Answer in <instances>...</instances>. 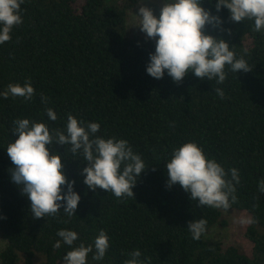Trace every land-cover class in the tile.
Listing matches in <instances>:
<instances>
[{
  "label": "trees",
  "instance_id": "16d2710c",
  "mask_svg": "<svg viewBox=\"0 0 264 264\" xmlns=\"http://www.w3.org/2000/svg\"><path fill=\"white\" fill-rule=\"evenodd\" d=\"M215 3L203 0L202 6L221 17L224 31L209 25L206 34L226 40L252 69L234 73L226 67L222 85L191 71L180 84L167 72L162 79L147 74L155 41L127 30L136 0H24L23 23L0 44V93L28 79L35 89L29 101L0 96V237L6 242L0 264H34L39 257V264H63L71 249L53 248L61 229L78 233L74 246L92 244L100 230L106 232L104 259L94 261L90 253L88 264H124L135 249L142 259L151 257L150 264H264V194L258 190L264 179V30L253 31L254 21L232 22L226 8L216 12ZM41 94L49 98L47 105ZM46 107L57 113L56 121ZM69 113L99 123L97 135L126 139L148 167L134 198L121 201L106 190L88 189L83 158L73 156L70 146L53 144L81 199L71 218L61 208L56 217L33 219L29 199L10 178L6 148L16 139L13 121L27 118L63 129ZM189 141L226 171L239 170L237 202L230 209L198 207L179 184L167 187L165 164L174 147ZM224 211L255 221L244 228L246 248L205 240L213 227L227 225ZM202 218L207 230L197 241L187 227Z\"/></svg>",
  "mask_w": 264,
  "mask_h": 264
},
{
  "label": "clouds",
  "instance_id": "9594fccd",
  "mask_svg": "<svg viewBox=\"0 0 264 264\" xmlns=\"http://www.w3.org/2000/svg\"><path fill=\"white\" fill-rule=\"evenodd\" d=\"M23 3L24 0H0V44L10 41L13 29L23 23ZM202 4L203 0H163L157 16L151 7L141 3L136 26L148 39L155 41V51L149 53L146 67L151 77L162 79L167 72L174 83L180 84L191 71L201 80H215L217 85H222L228 79L226 67L234 73L252 70L243 56L237 57L226 40L206 34L209 25L224 31L223 21ZM214 7L217 13L226 8L232 22L254 21L253 31L264 30V0H216ZM215 93L225 98L222 88H215ZM34 95L30 79L23 85L10 83L0 93L5 99L22 97L25 101ZM48 100L41 94L43 104L47 105ZM45 114L51 121L58 119L51 107L45 108ZM99 131V123L79 120L71 113L67 114L63 129L50 130L45 123L27 118L13 121L12 133L16 139L6 148L12 163L10 178L29 199L33 219L56 217L61 208L71 218L81 199L74 191L75 181H69L65 174L62 155L50 149L53 144L70 146L67 150L73 156L83 158L87 166L81 175L88 189L106 190L121 201L134 198L133 188L148 166L126 139L104 138L97 135ZM165 166L167 187L179 184L192 201H198V207L228 210L237 202L235 185L240 183L239 170L226 171L196 142L174 147ZM258 190L264 194V179L258 182ZM187 229L192 238L199 241L206 233L207 221L203 218L190 221ZM57 236L60 239L53 244L54 249H60L62 244L71 249L63 256V264H88L90 253H93L92 260L101 261L109 248V237L104 230H100L93 243L87 246L83 242L74 246L79 238L76 231L61 229ZM127 256L124 264H150L151 261V257L141 258L140 249Z\"/></svg>",
  "mask_w": 264,
  "mask_h": 264
},
{
  "label": "rangeland",
  "instance_id": "374dc122",
  "mask_svg": "<svg viewBox=\"0 0 264 264\" xmlns=\"http://www.w3.org/2000/svg\"><path fill=\"white\" fill-rule=\"evenodd\" d=\"M136 7L130 12L127 30L130 34H142L146 36L145 33L141 32L140 29L136 26L139 23V18L136 16L139 12V7L141 3L145 4L148 7H151L154 10V14L159 15L160 7L162 6L163 0H136ZM154 41V40H153ZM224 219L227 222L226 226H215L213 227L206 235L205 240L209 243L217 242H231L235 243L243 248H246V240L243 234L246 223L241 221L246 220V218L240 213L224 211ZM6 242L3 238L0 237V252L4 249ZM41 258H37L34 261V264H39Z\"/></svg>",
  "mask_w": 264,
  "mask_h": 264
}]
</instances>
